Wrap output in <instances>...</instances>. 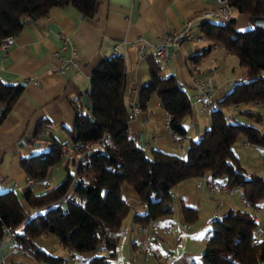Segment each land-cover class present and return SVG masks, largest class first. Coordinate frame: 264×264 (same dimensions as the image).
Wrapping results in <instances>:
<instances>
[{"label":"trees","instance_id":"obj_1","mask_svg":"<svg viewBox=\"0 0 264 264\" xmlns=\"http://www.w3.org/2000/svg\"><path fill=\"white\" fill-rule=\"evenodd\" d=\"M68 3L94 16L100 0H0V41L18 34L27 22V14L40 17L53 6ZM231 5L251 18L264 15V0H231ZM236 21V16H232L230 20L202 22L206 36L236 53L247 71L213 108L210 123L201 136L189 139L185 153L148 150L134 139L129 131L131 110L126 100L125 59L116 53L104 57L90 77L91 108L83 113L78 109L69 129L72 140L82 141L85 146L88 141H101L100 144L85 151L77 163L76 155L71 156L74 169L67 163L63 179L43 191L27 187L22 196L10 190L0 191V244L11 227L10 238L20 242L23 250L42 264H71V255L51 252L37 244L38 236L51 232L77 254L93 252L85 264H112L120 229L131 207L123 195L125 183L132 185L140 200L147 204L135 215L141 223L174 209V184L206 172L225 178L231 187L239 186L248 202L256 205L264 202V174L243 166L234 149L241 133L250 143L264 146V132L260 126L236 116L228 120L226 113V107L232 103L264 102V28L239 29ZM159 71L160 65L153 63L151 79L141 87L140 104L144 106L156 93L171 114L170 128L185 138L187 126L183 119L192 111L188 87L175 74L162 77ZM22 89L19 82L0 76V123ZM251 114L263 117L262 112ZM39 130L41 127L36 132ZM105 134L110 135L112 144L102 139ZM64 142L53 137L48 150L23 156L22 166L28 175L42 178L51 167L61 163ZM22 199L35 210L29 213ZM63 202L68 203L67 210ZM184 213L188 220L198 216L192 206H184ZM259 226L256 213L248 209L231 208L214 217L201 264H264V232L258 242L253 241Z\"/></svg>","mask_w":264,"mask_h":264},{"label":"crops","instance_id":"obj_2","mask_svg":"<svg viewBox=\"0 0 264 264\" xmlns=\"http://www.w3.org/2000/svg\"><path fill=\"white\" fill-rule=\"evenodd\" d=\"M217 7V0H100L94 16L86 15L76 5L68 3L53 6L47 14L36 17L35 22L27 21L14 35L13 42L6 48L0 45V76L11 82L27 81L22 84L21 93L0 123V191L13 188L20 190L19 195L22 196L23 190L29 187L27 179L31 177L22 166V157L48 150L53 137L72 140L69 129L78 109H88L82 95L88 93L91 74L104 57L115 54L116 46L126 63L130 134L148 150L158 148L182 153L180 146H183L186 152L189 139L199 138L208 127L211 114L202 110L193 97V60L198 56L200 75L211 74L217 102L247 71L236 53L220 41L207 37L202 30L203 21H216L217 16L205 14V11ZM197 15L200 17L196 18ZM190 18L194 19L192 31L202 32L205 37L202 40H184L180 45L171 47L174 52L168 59L158 60L155 44L160 37L184 26ZM236 18L237 28L250 27L252 18L248 14L239 11ZM63 31L69 37L66 49L62 47ZM140 36L148 40L142 51L138 44ZM215 41L219 46H215ZM72 44L76 46L80 65L60 72L57 67L61 60L55 51L60 50L65 57H70ZM153 63L160 65L162 77L173 73L188 87L192 111L183 119L187 126L185 141L170 128L167 110L156 93L144 106L140 104L141 87L151 79ZM34 79L38 81L34 82ZM136 104L140 110L134 113ZM260 109L263 113V107L254 101L232 103L226 107V113L238 117V110L251 114ZM38 127L41 130L36 132ZM25 134L29 138L23 142L21 138ZM244 137L243 153L260 166L264 163V146L250 143ZM61 163L65 167L67 163L73 164V168L75 165L72 158L67 163L61 159ZM53 167L44 177H33L31 188L36 191L48 188L47 184L53 178ZM258 169L255 170L263 174L264 169ZM199 179L200 176H191L174 184V209L156 218L162 224L173 222L172 229L167 232L145 228L144 223L135 219L136 213L146 206L132 185L125 183L123 195L131 207L123 220L112 264H201L213 218L231 208L237 209L239 204L256 213L264 232V202L258 205L248 202L239 186L212 193L207 186H198ZM14 183L18 186L13 187ZM22 202L29 213L35 210L25 199ZM186 205L196 208L198 216L195 219L186 218ZM6 239L9 242L0 264H42L33 254L18 249L17 242L10 236ZM36 242L48 251L70 255V249L54 233L46 232L38 236ZM147 242L154 246L149 254L142 250ZM92 254L81 252V264H85ZM169 254L173 255V259H168Z\"/></svg>","mask_w":264,"mask_h":264},{"label":"built area","instance_id":"obj_3","mask_svg":"<svg viewBox=\"0 0 264 264\" xmlns=\"http://www.w3.org/2000/svg\"><path fill=\"white\" fill-rule=\"evenodd\" d=\"M218 2V7L216 9H207L205 11V14H214L217 15L224 20H230L233 16L232 14V9H231V0H217ZM200 15H197L196 18H199ZM25 19L30 22H35V18L27 14L25 16ZM194 19L190 18L186 22V24L180 28H176L174 30H171L167 33H165L163 36L160 37V39L157 41L155 44V56L157 57L158 60L162 59H168L174 52L173 49H171L172 46H178L182 43V41L190 39V40H202L205 37L204 33H194L192 31V26H193ZM61 36L64 39L62 47L66 49L69 45V37L66 32H61ZM14 40V35H8L5 36L1 39L0 45L4 48L7 47L8 44L13 42ZM148 43V40L141 37L138 39V44L140 46V51H142L143 47ZM215 46H219L218 41L214 42ZM72 55L70 57H65L60 50H56L55 53L56 55L60 58L61 64L57 67V70L60 72H64L65 70L69 69L71 66H79L80 65V60L76 56V46L72 44ZM114 53L120 54L119 49L115 48ZM192 72L195 76L194 78V87L195 90L193 92V97L196 102H198L201 106L202 110H205L209 113L213 110L214 107L218 105V102L215 97V86L212 81V76L211 74H203L200 75V61L199 59H195L192 62ZM37 79H34V82H37ZM256 105L263 107V114H264V102L261 100H256L254 101ZM140 110V106L136 104L134 106L133 112L136 113ZM81 113L85 112L86 109L80 108ZM167 116L168 119H170L171 114L170 112L167 111ZM228 120H232L234 118L233 113H228L227 114ZM103 140L107 141L108 143L112 144V140L109 134H105L102 137ZM101 141H88L86 142L88 146H85V143L82 141H75V140H66L63 145H62V151H61V157L62 161L67 163L72 154L75 153L76 155V163L79 161L80 157L85 154V151L88 149H92L95 146L99 145ZM180 150L182 153L185 152V149L183 146H180ZM263 157H264V152H263ZM34 183V178L29 177L27 179V185L29 187H32ZM18 186L17 183L13 184V187ZM198 186H207L210 192H220V191H226L230 190L231 186L229 185L228 181L225 178H216L211 176L208 172L204 173L203 175L200 176V179L198 181ZM143 205L146 206V202H143ZM259 219V217L257 216ZM144 227H152L155 230L159 231H164L167 232L173 227V222H169L166 224H162L158 222L155 218H151L147 223H144ZM13 232V228H8L6 230L5 238H8L11 236ZM121 233V229H120ZM263 234V230L259 226L258 229L255 232L254 235V242H258ZM3 241V240H2ZM16 247L22 251L23 247L22 244L19 242L17 243ZM70 249V248H69ZM101 249H104L101 247ZM154 249V246L150 243L147 242L142 246V250L145 253H151ZM70 255L72 257V262L71 264H81L82 262V257L81 255L77 254L73 250L70 249ZM168 259L171 260L173 259V255L169 254Z\"/></svg>","mask_w":264,"mask_h":264},{"label":"rangeland","instance_id":"obj_4","mask_svg":"<svg viewBox=\"0 0 264 264\" xmlns=\"http://www.w3.org/2000/svg\"><path fill=\"white\" fill-rule=\"evenodd\" d=\"M232 12L234 15L238 16L239 10L235 6H232ZM215 19H216V21L223 20V18H220L219 16H216ZM250 21H251L250 27L255 26L253 23V20H250ZM234 56H237V55H234ZM237 65H238V63H237ZM258 112H262V110L260 109ZM237 118L243 122H247V123H251V124H255V125L260 126V128L264 132V116L259 118V117H257L256 114H247V113L244 114V113H240L238 110V117ZM244 135H245L244 133H241L238 135L236 142L234 143L235 152L237 153L239 161L241 162V164L243 166H245L246 168H248L250 170H254V171L260 173L259 171L255 170V169L256 168L258 169L259 167H260L259 169H264V163H261L260 166L256 165L254 163V161L250 159L249 155L246 156L243 153L244 150L242 148V143L244 142V139H243V138H245ZM185 140H186V138H184V141ZM70 167L72 169H74L73 164H71ZM66 172H67V170H66V167L63 163H57L56 165H54L53 171H52L53 178H51L49 180L47 187H51V186L57 184L59 181H61L63 179V177L66 175ZM263 174H264V172H263ZM10 190L14 193L20 194V190L13 189V188L12 189L10 188ZM75 194L76 193H74V195ZM80 200H81V196H80ZM240 206L241 205L239 204V206H237V207L242 208V206L241 207ZM243 209H245V208H243Z\"/></svg>","mask_w":264,"mask_h":264},{"label":"water","instance_id":"obj_5","mask_svg":"<svg viewBox=\"0 0 264 264\" xmlns=\"http://www.w3.org/2000/svg\"><path fill=\"white\" fill-rule=\"evenodd\" d=\"M253 20V23L255 26H260L262 28H264V15H256L252 18ZM26 80H21L19 81L20 84H26ZM82 100L84 101L85 103V106L86 108H91V102L89 100V93H85L82 95ZM90 118L92 120H96L95 116L93 114H91ZM29 138V135L28 134H25L22 138H21V141L25 142L27 141ZM63 206H64V209L67 210L68 209V203L67 202H63ZM9 240L6 239L3 241V243L1 244L0 246V258L3 257V253H4V250L8 244Z\"/></svg>","mask_w":264,"mask_h":264}]
</instances>
